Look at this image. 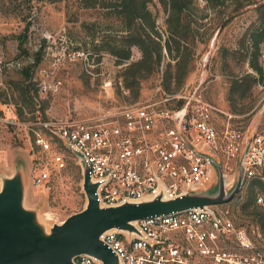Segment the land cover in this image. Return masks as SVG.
<instances>
[{"label": "built area", "instance_id": "1", "mask_svg": "<svg viewBox=\"0 0 264 264\" xmlns=\"http://www.w3.org/2000/svg\"><path fill=\"white\" fill-rule=\"evenodd\" d=\"M163 22L161 17L158 24ZM202 83L187 84L177 93L160 86V97L119 106L105 102L91 118L66 114L40 120L33 130L32 145L41 159L33 167V183L46 186L53 172L66 169L65 152L76 158L82 182L86 168L99 184L101 207L159 194L173 200L215 187L214 160L221 164L224 187L230 191L244 154L243 187L254 179L263 181L264 134L229 124L220 129L214 122L219 109L205 99ZM15 115L7 116L0 104V137L9 126L34 124ZM237 195L224 203L136 220V232L113 229L101 240L118 256L119 264H264V232L256 224H243ZM257 201L264 204V197ZM73 264L104 262L82 254L73 258Z\"/></svg>", "mask_w": 264, "mask_h": 264}, {"label": "rangeland", "instance_id": "2", "mask_svg": "<svg viewBox=\"0 0 264 264\" xmlns=\"http://www.w3.org/2000/svg\"><path fill=\"white\" fill-rule=\"evenodd\" d=\"M233 9L230 1L210 8L194 0L189 18L195 37L187 42L193 50L192 66L183 86L203 82L205 99L219 109L214 122L220 129L229 124L264 134V83H258L244 99H229L232 80L251 71L243 59L242 41L257 22L254 5L229 18ZM163 34L169 36L165 29ZM118 37L114 18L106 17L101 9H82L77 0H0V104L7 116L16 113L19 121L34 123L3 130L0 187L3 177L22 169L27 183L25 203L40 210L41 219L48 224L61 223L83 210L87 198L81 167L65 150L68 167L53 172L46 186L33 183V167L41 162L39 149L32 145L33 130L38 129L35 123L66 114L91 118L97 106L105 102L119 106L136 101L123 86V66L117 65L115 56L106 50L109 40ZM261 49L264 61V43ZM132 50L133 60L141 57L138 47ZM171 60L167 56L160 69L142 81L139 99L163 94V69ZM248 189L249 185L244 186L235 200L242 222L256 224L264 232V204L256 200L245 206ZM255 194L264 197V190L256 187Z\"/></svg>", "mask_w": 264, "mask_h": 264}, {"label": "water", "instance_id": "3", "mask_svg": "<svg viewBox=\"0 0 264 264\" xmlns=\"http://www.w3.org/2000/svg\"><path fill=\"white\" fill-rule=\"evenodd\" d=\"M245 157L246 154L239 165L237 183L230 191L224 187L221 164L214 160L218 171L216 187L173 200H163L159 194L109 207L100 206L96 195L99 184L91 180L85 168V208L62 223L52 224L41 219L40 210L26 205V178L18 168L13 175L2 178L0 187V264H73V258L82 254L97 257L104 264H119L118 256L101 240L102 234L113 229L136 232V220L230 201L243 187Z\"/></svg>", "mask_w": 264, "mask_h": 264}, {"label": "trees", "instance_id": "4", "mask_svg": "<svg viewBox=\"0 0 264 264\" xmlns=\"http://www.w3.org/2000/svg\"><path fill=\"white\" fill-rule=\"evenodd\" d=\"M64 1V0H59ZM68 1V0H65ZM82 9H101L106 17L118 22L119 37L110 39L106 50L115 56L116 64L122 65L123 86L132 92L135 100L141 97L142 81L159 70L166 57L171 61L163 69V88L167 93H177L185 84L191 71L193 50L187 45L195 31L190 17L194 0H77ZM198 5L217 8L227 1L234 4L229 18L254 5L257 22L252 24L243 37V59L251 71L236 76L230 86L229 99H244L260 82L264 83V61L261 60V45L264 43V0H196ZM162 3L166 14L163 25L158 24L162 17ZM159 5V6H158ZM159 9V10H157ZM169 33L166 38L163 34ZM194 41V40H193ZM133 47H138L141 57L132 59ZM69 153V152H68ZM72 155V153H69ZM73 156V155H72ZM68 167V166H67ZM264 190V182L254 180L249 184L247 203L255 204V188Z\"/></svg>", "mask_w": 264, "mask_h": 264}]
</instances>
